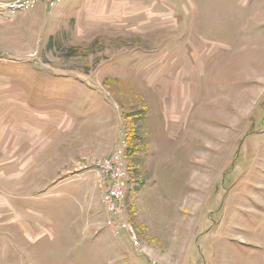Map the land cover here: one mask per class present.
Wrapping results in <instances>:
<instances>
[{
  "label": "rangeland",
  "instance_id": "374dc122",
  "mask_svg": "<svg viewBox=\"0 0 264 264\" xmlns=\"http://www.w3.org/2000/svg\"><path fill=\"white\" fill-rule=\"evenodd\" d=\"M110 1L0 21V264H264V0Z\"/></svg>",
  "mask_w": 264,
  "mask_h": 264
},
{
  "label": "built area",
  "instance_id": "2783aa9c",
  "mask_svg": "<svg viewBox=\"0 0 264 264\" xmlns=\"http://www.w3.org/2000/svg\"><path fill=\"white\" fill-rule=\"evenodd\" d=\"M43 0H0V21L14 20L18 15L31 10L34 6ZM59 0H45L48 4H54ZM125 143L122 141L118 148L107 158L95 162L97 168V179L100 185H106L104 200L108 209L115 214L113 227H125L133 243L143 251L139 246V241L135 234V229L128 224L125 216V195L127 170L125 162L122 159V147ZM120 221V223H117Z\"/></svg>",
  "mask_w": 264,
  "mask_h": 264
},
{
  "label": "crops",
  "instance_id": "0c3cea01",
  "mask_svg": "<svg viewBox=\"0 0 264 264\" xmlns=\"http://www.w3.org/2000/svg\"><path fill=\"white\" fill-rule=\"evenodd\" d=\"M72 3V8L76 9V11L78 12V16L84 19H90L91 21L94 20V13L93 15L91 14V12L93 10H97L99 12L103 11L101 13V16H97V18H103L105 20V22H109L114 21L115 18H119L120 20L124 19L125 14L122 13L123 10L120 9H115L113 10V8L111 9L110 7V0H70ZM139 1V0H138ZM109 4H107V3ZM136 2V0H135ZM133 1V3H135ZM139 3V2H137ZM139 7V6H138ZM140 8V7H139ZM135 9V8H134ZM133 9V10H134ZM138 9V8H136ZM139 13V12H138ZM119 15V16H116ZM130 17H134L137 18L139 17L137 15V13H130L129 14ZM87 19V23H92L90 20ZM105 24V23H100V26L105 27L109 24Z\"/></svg>",
  "mask_w": 264,
  "mask_h": 264
},
{
  "label": "trees",
  "instance_id": "16d2710c",
  "mask_svg": "<svg viewBox=\"0 0 264 264\" xmlns=\"http://www.w3.org/2000/svg\"><path fill=\"white\" fill-rule=\"evenodd\" d=\"M127 143H128V149L130 152H136L138 150L137 146L134 144L135 138H136V128L137 125L134 121L130 120L127 122Z\"/></svg>",
  "mask_w": 264,
  "mask_h": 264
}]
</instances>
